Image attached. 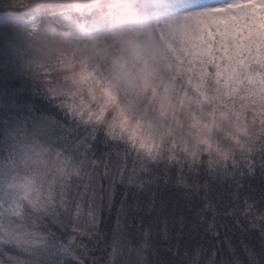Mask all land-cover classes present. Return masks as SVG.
I'll return each instance as SVG.
<instances>
[{
  "label": "snow or ice",
  "instance_id": "obj_1",
  "mask_svg": "<svg viewBox=\"0 0 264 264\" xmlns=\"http://www.w3.org/2000/svg\"><path fill=\"white\" fill-rule=\"evenodd\" d=\"M193 7L150 6L190 134L106 63L92 62L95 91L61 84L32 59V10L0 8V264H264V0H222L233 23L171 39Z\"/></svg>",
  "mask_w": 264,
  "mask_h": 264
},
{
  "label": "rangeland",
  "instance_id": "obj_2",
  "mask_svg": "<svg viewBox=\"0 0 264 264\" xmlns=\"http://www.w3.org/2000/svg\"><path fill=\"white\" fill-rule=\"evenodd\" d=\"M191 2L202 7L191 9L190 19L182 22L179 28L171 33V39L191 43L194 39L192 33L197 27L207 28L209 24L228 26L233 23L229 18L216 16V13L224 10L212 6L221 3L222 0H191ZM153 16L152 27L146 26L148 20L144 18L128 26L115 25L107 31L95 25L82 23L81 17L71 9L58 12L56 15L38 14L29 23L31 27L35 26L36 33L42 32L44 26L49 29L58 26L66 30V34L64 31L63 33L58 31L59 35L51 38L45 46L49 59V65L45 69L51 70L53 77L61 84L84 88L83 84L88 82L95 86L92 62L98 60L96 69L99 68L100 62L106 63L107 66L110 65L111 71L125 77L138 76L143 88L152 96L158 97L161 116L166 119L172 131L179 132L183 123L184 132L190 134L194 129L189 127L186 113L184 117L179 115L181 108L170 100L171 90L164 84L165 77L176 58V51L169 43L168 36L160 30L164 22L160 20L159 14L153 12ZM170 23L175 24L176 21ZM257 27L253 46L259 52L264 49V18ZM153 29L165 44L167 55L157 45ZM42 49L44 47L39 50ZM145 131L149 132L152 129L146 124Z\"/></svg>",
  "mask_w": 264,
  "mask_h": 264
},
{
  "label": "clouds",
  "instance_id": "obj_3",
  "mask_svg": "<svg viewBox=\"0 0 264 264\" xmlns=\"http://www.w3.org/2000/svg\"><path fill=\"white\" fill-rule=\"evenodd\" d=\"M56 3L71 9L81 17L82 23L107 31L115 25L128 26L138 19L153 20L154 11L150 10V6L154 7L156 0H56ZM38 39L45 44L49 42L48 37ZM83 87L92 92L99 87V83L97 81L94 86L85 82Z\"/></svg>",
  "mask_w": 264,
  "mask_h": 264
},
{
  "label": "trees",
  "instance_id": "obj_4",
  "mask_svg": "<svg viewBox=\"0 0 264 264\" xmlns=\"http://www.w3.org/2000/svg\"><path fill=\"white\" fill-rule=\"evenodd\" d=\"M12 2L14 4H19L21 2V0H12ZM6 3H8V0H2V2H0V5H5ZM45 3H52V4H56V0H23V5L26 8H30L32 10V15L31 17L28 19L27 24L25 25V34L27 36V39L29 41V46L33 49V57L32 59L34 60V62L39 65V66H43L44 68H46L49 65V59L47 58L48 56L46 55V45L48 43H44L42 41V39H38V37H48L49 40L53 37H56L59 35V32L64 31V34H66V30H64L61 27H52V28H47L46 26H44V28H42V32H38L36 33L34 31V29L30 26L31 19L35 16H37L38 14L44 15L46 14L45 11L42 10V5ZM4 6H0V8H3ZM66 9L69 8H60L57 10L58 12L61 11H66ZM3 15H7V13H3ZM63 33V32H62ZM42 50H39L41 48H43ZM51 71V70H50Z\"/></svg>",
  "mask_w": 264,
  "mask_h": 264
}]
</instances>
